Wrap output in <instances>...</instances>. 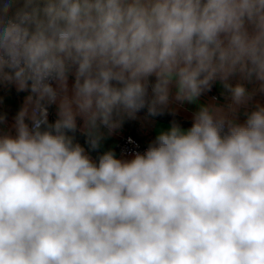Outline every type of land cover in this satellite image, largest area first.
Returning a JSON list of instances; mask_svg holds the SVG:
<instances>
[{
  "label": "clouds",
  "instance_id": "1",
  "mask_svg": "<svg viewBox=\"0 0 264 264\" xmlns=\"http://www.w3.org/2000/svg\"><path fill=\"white\" fill-rule=\"evenodd\" d=\"M237 74L264 90V0H0V78L31 92L0 135V264H264V108L239 125L202 107L98 166L63 132L79 117L95 146L173 83L193 102L220 80L241 105Z\"/></svg>",
  "mask_w": 264,
  "mask_h": 264
},
{
  "label": "crops",
  "instance_id": "2",
  "mask_svg": "<svg viewBox=\"0 0 264 264\" xmlns=\"http://www.w3.org/2000/svg\"><path fill=\"white\" fill-rule=\"evenodd\" d=\"M155 76L148 78L149 92L151 86L155 83ZM75 81V69L69 73L68 87L71 93ZM228 83L233 87L236 84H243L248 93L251 94L246 103L234 105L231 99L230 92L225 89L220 80L212 83L210 90L204 91L195 101H177L175 100L176 87L173 83L170 86V104L169 108L152 115L148 112L147 106L140 109L135 118H125L121 127L114 132L109 133L108 129L101 127V139L95 146L92 144V139L85 128L83 121L77 117L75 129H64L65 136L69 137L73 144H79L89 158L99 164L100 158L107 152H112L116 159L121 161H130L133 157H125L118 152L117 144L121 136L130 134L140 143L149 146L156 137L162 133L169 131L173 126L178 127L182 132H187L194 124V117L202 107H207L210 110L220 109L221 113L227 120L235 124L244 125L248 115L258 108H264V90L261 89L260 81L255 78L252 80L241 79L237 74L229 78ZM30 88L24 91H18L15 83H10L0 78V115H4L6 120L0 124V135L9 134L13 137L16 135L15 117L17 113L24 107L26 98L30 95ZM29 115L25 117V123L31 129L32 121ZM58 119L57 105L55 106V115L49 121V124H54ZM227 123V122H226ZM43 130V128H42Z\"/></svg>",
  "mask_w": 264,
  "mask_h": 264
},
{
  "label": "built area",
  "instance_id": "3",
  "mask_svg": "<svg viewBox=\"0 0 264 264\" xmlns=\"http://www.w3.org/2000/svg\"><path fill=\"white\" fill-rule=\"evenodd\" d=\"M52 84L53 88L57 87V83L55 81H50ZM55 106L56 104H51L47 105V112H48V122L54 117L55 115ZM32 127V125H31ZM44 126H42L43 128ZM228 133V124L225 123L224 129L221 132V136L223 137ZM55 134V133H53ZM149 146H145L142 143H140L136 138H134L130 134H125L120 137L118 144H117V149L118 152L125 156V157H135L137 153L144 154L146 150L148 149Z\"/></svg>",
  "mask_w": 264,
  "mask_h": 264
}]
</instances>
